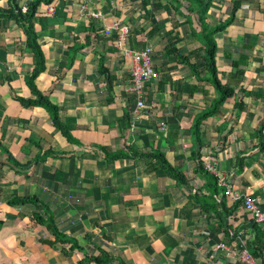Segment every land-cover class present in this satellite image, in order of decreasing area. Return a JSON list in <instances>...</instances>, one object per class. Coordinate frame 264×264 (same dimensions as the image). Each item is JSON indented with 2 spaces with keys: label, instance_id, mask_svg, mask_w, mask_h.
I'll list each match as a JSON object with an SVG mask.
<instances>
[{
  "label": "crops",
  "instance_id": "obj_1",
  "mask_svg": "<svg viewBox=\"0 0 264 264\" xmlns=\"http://www.w3.org/2000/svg\"><path fill=\"white\" fill-rule=\"evenodd\" d=\"M12 2L0 0V11ZM66 7L63 23L36 18L46 68L35 86L71 127L73 142L46 109L15 100L35 98L25 82L35 61L21 27L0 17V145L18 162L0 149V264H77L84 257L49 244L51 233L32 219L34 205H6L31 195L89 255L100 248L126 264H243L233 254L260 239L254 259L264 264V228L241 204L230 213L234 202L216 186L210 199L228 211L220 226L200 201L209 197L212 177L195 170L198 159L214 162L233 192L264 208V127L262 145L256 135L264 120V0H210L200 16L201 7L183 0H82ZM38 12L53 16L45 5ZM232 13L212 39L217 79L234 89L233 98L202 120L196 139L193 119L217 98L203 81L202 29ZM113 21L129 27L126 50L151 48L155 76L144 84L142 110L130 91V57L116 49L114 36L96 35ZM189 52V62L200 65L196 77L176 57ZM95 147L129 156L106 161ZM153 151L185 174L187 185L151 169L142 154Z\"/></svg>",
  "mask_w": 264,
  "mask_h": 264
},
{
  "label": "trees",
  "instance_id": "obj_2",
  "mask_svg": "<svg viewBox=\"0 0 264 264\" xmlns=\"http://www.w3.org/2000/svg\"><path fill=\"white\" fill-rule=\"evenodd\" d=\"M187 5H190L191 9L194 8V4L198 7H201L200 9V15H202L205 7L209 4L210 0H183ZM67 2H70L69 0H27L25 1V4L21 6H17L16 0H13L12 5H8L9 7L4 10L0 11V17L6 20H12L18 27H21V30L23 34L26 36V46H28L29 51L33 53L34 56V69H32V72L29 74V76L26 79V83L31 90V93L35 97L34 99L29 100H23L20 98H15V100L22 106L26 108H35V107H42L46 109L48 112H50L51 115V121L53 123V126L61 132L63 136L66 137L68 141H74L71 136V127L66 126L65 124L61 123V121L58 118V110L55 106H53L49 98L45 96L37 86H35V81L37 78L45 71L46 68V60L45 55L43 52V46L41 45L39 41V35L36 31V18H39L40 23H44L45 21L41 19L42 17H46L47 20L50 22H56L60 20V23H63V18L61 14H64L62 12V9L67 8ZM234 6H236V2H233ZM40 5H45L46 10L48 6H52L55 8L53 13H50L52 18H50L49 15H45L44 13L38 12V8ZM71 5V2H70ZM203 5V7H202ZM22 8H27L26 11H22ZM236 9V8H235ZM40 15V16H37ZM43 15V16H41ZM234 13L230 16V18L226 22H222L213 29H206L204 27L202 29V38H203V54H202V60H203V66L202 69L205 70L207 73L206 77L203 78V81L210 84L215 92L217 93V98L211 102V105L206 107L202 113L197 115L192 122V125L190 127V130L192 132V135L196 137V139L199 137V125L205 118L209 117L210 115L218 113V108L224 103L233 98L234 89L232 87H228V85L220 84V82L217 79L216 76V69L214 66V50L215 45L214 41L212 39V35L216 33L217 31L222 30L224 27H226L229 23L233 20ZM51 19V20H50ZM49 24V23H48ZM48 27H51V25H48ZM71 27V26H70ZM66 28L70 29L69 26ZM97 34H104L102 32H98ZM175 52V49H174ZM177 52V51H176ZM193 55V53L189 52L187 55H181L176 53V57L181 59L183 62H186V65L188 66L189 70L193 73V75L196 77L197 69L200 67V65H196L195 62L191 63L189 62V57ZM201 80V79H200ZM189 96L191 92L194 91L193 86L189 88ZM238 110H242V104L237 105ZM264 127V120L260 124L259 128L256 131V135L260 140V144L262 145L263 142V135H262V129ZM199 140V139H198ZM97 148L101 153L104 154L106 161H114L121 158H127L129 155L121 150L117 152H109L104 147H95ZM0 149L2 152H5V157L12 163L13 165H18V162L14 160L11 156V154L1 147ZM143 158H145L148 161V165L151 167V169L154 170H163L168 176L173 177L176 179L180 184L187 185V177L185 174H183L180 170L175 169L165 158L164 154L159 151H153L151 153L142 154ZM239 163V162H238ZM195 170L199 173H202L206 176H208L207 172L204 170L202 161L200 159L196 160L195 164ZM211 176V175H209ZM212 177V176H211ZM213 183H210L206 187H211V193H209L208 198H202L200 201L203 203L205 211H210L215 215L216 220L218 221V224L221 226L224 219H226V216L228 215V211L224 209V204L222 201L216 203L210 199L212 198V194L217 191V185L215 184V180L212 177ZM222 197H226V195L222 194ZM25 204H32L35 206L36 211L32 215V219L37 223L38 225L44 226L52 235L53 241L49 242L51 246L59 245L58 248L60 250V253L64 255L71 254L73 251H78L84 254V257L77 263V264H114V260H117L119 264H126L123 263L120 259H116L115 257L109 255L104 250L100 249L99 247L95 246L94 243H92L91 239L87 236L85 238L86 243L92 245L93 247L99 248L96 249L98 251V255H89L86 253L83 246L79 244V242L75 238H71L70 236L59 232L54 224V219L52 212L50 209L43 204L41 201L38 200L35 195H31V197H13L10 200L7 201L6 205L9 207H13L16 205H25ZM240 205L239 202H234L232 205V211H235L238 206ZM253 222V221H252ZM2 222L0 221V226ZM254 224V222H253ZM255 226H258L254 224ZM260 227V226H258ZM263 228V227H262ZM260 242V239H257L255 241H251L246 245V249L249 252V254L254 258L258 257L260 250H258V247L256 244Z\"/></svg>",
  "mask_w": 264,
  "mask_h": 264
},
{
  "label": "built area",
  "instance_id": "obj_3",
  "mask_svg": "<svg viewBox=\"0 0 264 264\" xmlns=\"http://www.w3.org/2000/svg\"><path fill=\"white\" fill-rule=\"evenodd\" d=\"M69 1L71 3H79L82 0ZM155 1L159 2L161 0ZM46 11L47 13H53L54 8L48 6ZM91 17L97 19L100 17V13H92ZM103 33L106 36H114L115 40L113 43L116 49L123 55L130 57L132 61L130 91L134 94L136 99L137 109L142 110L144 108V84L155 76L152 65L151 48L145 47L141 50H126V48L123 47V41L128 38L130 30L128 26L121 24L119 21L111 22L106 28H103ZM203 167L204 170L214 178L215 184L223 188L222 194L231 198L233 202H239L244 211L249 213L254 224L264 228V208L258 205L257 200L249 194L240 195L233 192L232 184L227 181L226 177L219 173L214 162H206L203 164ZM219 247L223 248V245H219ZM233 255H236L243 264H256L255 259L249 254L245 246L239 248L238 252Z\"/></svg>",
  "mask_w": 264,
  "mask_h": 264
}]
</instances>
